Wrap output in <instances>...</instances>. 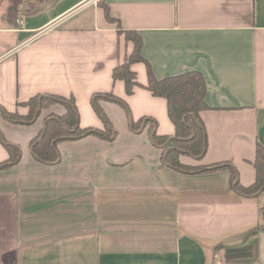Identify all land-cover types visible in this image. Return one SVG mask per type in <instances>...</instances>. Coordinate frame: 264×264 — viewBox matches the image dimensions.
Segmentation results:
<instances>
[{"label":"crops","instance_id":"1","mask_svg":"<svg viewBox=\"0 0 264 264\" xmlns=\"http://www.w3.org/2000/svg\"><path fill=\"white\" fill-rule=\"evenodd\" d=\"M102 5L141 35L155 78H205L206 149L180 162L230 166L165 163L175 138L167 103L143 87V62L132 65L142 85L132 95L114 80L133 44ZM36 96L72 100L80 128L112 135L64 137L55 163L39 161L32 141L67 107L28 121ZM143 118L166 144L146 121L134 129ZM7 144L20 156L0 170V264H264V191L234 187L255 183L264 147V0H57L0 25V164Z\"/></svg>","mask_w":264,"mask_h":264},{"label":"trees","instance_id":"2","mask_svg":"<svg viewBox=\"0 0 264 264\" xmlns=\"http://www.w3.org/2000/svg\"><path fill=\"white\" fill-rule=\"evenodd\" d=\"M56 1L57 0L54 2ZM11 4L12 7L10 12L13 13L16 10V2ZM102 7L106 18L111 22H117L119 32L133 44V50L128 61L114 69V80L123 81L127 94L132 95L136 87L142 86L138 82L137 74L133 71L132 65L143 62L146 64L148 75V83L143 87L154 97L163 98L167 103L168 117L175 126V138L171 141V148L164 149L163 157L165 163L178 170L190 171H201L209 170V168L217 169L230 166L228 163H223L212 165L207 168H191L184 166L180 162L179 158L181 154L186 153L195 157H200L204 154L206 149L204 125L200 117V112L208 108L205 101L206 81L204 76L198 72H190L161 80L155 78L150 65L142 56L143 41L141 35L136 31L122 29L118 19L112 16L109 8L105 5H102ZM13 23H15V21ZM107 96L114 98V96L110 94ZM115 100L118 101L117 98H115ZM56 103H64L67 107V112L65 115H50L47 117L45 129L37 139L32 141L31 146L33 153L39 161L46 164L55 163L59 158L57 144L64 137L79 138L91 134L103 137L112 135V133L107 130L99 132L96 129L80 128L77 109L71 105L73 101L70 100L68 103L65 98L57 96L43 97L41 99L39 96H36L30 99L26 103V106L30 109L26 119L32 121L34 117L39 114L40 109L50 107ZM120 103L126 107L123 101H120ZM126 111L130 115L128 107H126ZM17 117V115H11V118ZM144 121L150 126V134L154 142L159 146L166 144L169 138L157 134L156 128L158 124L154 120L143 118L139 122L140 126L134 125V129H139ZM67 129L74 132H69ZM7 149L9 150L10 158L0 164V170L9 168L20 156V151L17 146L7 144ZM254 167L256 170L255 183L249 187H243L234 181V187L238 192L245 195H254L264 191V147L261 144H258L256 148Z\"/></svg>","mask_w":264,"mask_h":264},{"label":"rangeland","instance_id":"3","mask_svg":"<svg viewBox=\"0 0 264 264\" xmlns=\"http://www.w3.org/2000/svg\"><path fill=\"white\" fill-rule=\"evenodd\" d=\"M13 1L16 2V10L11 13V3H14ZM54 1L55 0H0V25L16 22L19 17L23 19L44 7H48ZM127 104L130 116L132 117V115H134L133 110L130 104Z\"/></svg>","mask_w":264,"mask_h":264},{"label":"flooded vegetation","instance_id":"4","mask_svg":"<svg viewBox=\"0 0 264 264\" xmlns=\"http://www.w3.org/2000/svg\"><path fill=\"white\" fill-rule=\"evenodd\" d=\"M69 132H74V131H72V130H70V129H67ZM169 144V143H168ZM171 148V141H170V144L169 145H167V147H166V149H170Z\"/></svg>","mask_w":264,"mask_h":264},{"label":"built area","instance_id":"5","mask_svg":"<svg viewBox=\"0 0 264 264\" xmlns=\"http://www.w3.org/2000/svg\"><path fill=\"white\" fill-rule=\"evenodd\" d=\"M20 24H23V21H18Z\"/></svg>","mask_w":264,"mask_h":264}]
</instances>
